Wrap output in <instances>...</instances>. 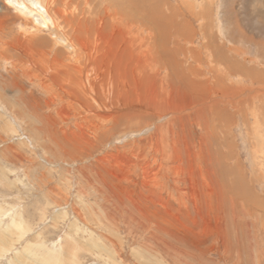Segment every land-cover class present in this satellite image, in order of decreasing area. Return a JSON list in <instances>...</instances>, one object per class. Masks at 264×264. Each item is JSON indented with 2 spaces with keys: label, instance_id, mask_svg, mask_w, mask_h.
<instances>
[{
  "label": "rangeland",
  "instance_id": "obj_1",
  "mask_svg": "<svg viewBox=\"0 0 264 264\" xmlns=\"http://www.w3.org/2000/svg\"><path fill=\"white\" fill-rule=\"evenodd\" d=\"M22 1L0 0V264H264V0H38L44 29Z\"/></svg>",
  "mask_w": 264,
  "mask_h": 264
},
{
  "label": "bare ground",
  "instance_id": "obj_2",
  "mask_svg": "<svg viewBox=\"0 0 264 264\" xmlns=\"http://www.w3.org/2000/svg\"><path fill=\"white\" fill-rule=\"evenodd\" d=\"M6 2L7 3H9V4H11V5H13L14 7H16L17 9H19V10H24V12H26L27 11V5L25 4V2L24 1H22V0H6ZM31 2V1H30ZM130 2H132L131 0H124L123 1V3L122 4H119L118 2H115L114 3V5L117 7V8H120V9H122L124 12H126V10H129L130 8H131V4H130ZM145 2V1H144ZM137 3V2H136ZM33 4H34V6H35V9H37L38 10V12L41 14V16H39L41 19H39V18H34L33 16V22H34V24L36 25H39V27L41 28V29H44V28H47L48 26H49V24H50V19L47 17V16H45V15H43L42 14V12H43V7L41 6V4L39 3V1L38 0H34V2H32L31 3V8H33ZM130 4V5H129ZM152 4V5H151ZM165 4V3H164ZM133 5V4H132ZM147 5V4H146ZM156 4H154V2H152V3H150L149 2V6H148V10L150 11V10H152V8H150V7H152V6H155ZM159 6V5H158ZM161 6V5H160ZM133 8H135L134 7V5L132 6ZM150 8V9H149ZM159 8H161V7H158L157 9L159 10ZM121 10V11H122ZM136 10L137 9H135V12H136ZM145 10V9H144ZM256 11V10H255ZM31 12V11H30ZM37 12V13H38ZM144 12V11H143ZM152 12H155V11H152ZM27 13H28V11H27ZM146 12H144V14H145ZM30 15H31V13H30ZM153 15V14H152ZM169 15V14H168ZM146 16V15H145ZM175 16H177L176 14H175ZM172 17V16H171ZM173 18V17H172ZM259 18H261L262 19V25H264V13L263 14H260V16H259ZM151 19V18H150ZM165 19V18H164ZM175 19V18H174ZM160 20V19H159ZM166 20H167V18H166ZM166 20H165V22H166ZM148 21V20H147ZM168 22V21H167ZM168 23H170V20H169V22ZM172 23V22H171ZM174 23V22H173ZM156 24V23H155ZM171 25V24H170ZM173 25V24H172ZM153 26V25H152ZM158 26V25H157ZM156 30H158V29H156ZM208 44H209V48H210V50H212L213 52L215 51V49H216V47H218V46H214V44H213V40L211 39V38H209V41H208ZM218 51V50H217ZM216 51V52H217ZM224 53H223V52ZM215 54V53H214ZM224 55H228V54H226L225 53V51L224 50H221V51H219V53L217 54V55H215V58L217 59V61L218 62H220L221 64H224L225 62H227V60H225L224 59ZM231 61V60H230ZM74 62V64L76 65L77 64V61L76 60H74L73 61ZM231 64L232 65H236L237 64V66H238V68L237 69H239V68H241V69H245V73L244 74H246V76L249 78V79H259V76H258V74H256L255 72H257V69L256 68H254L253 70H252V72H251V70H249L250 68H248L247 67V65L246 64H244L243 62L242 63H238V62H236V64H235V61L232 59V61H231ZM87 68V67H86ZM75 69L77 70V71H81L82 72V68L77 64L76 66H75ZM90 69H91V67H90ZM92 70H93V68H92ZM85 71H88V69L87 70H85ZM255 71V72H254ZM84 72V71H83ZM80 73V72H79ZM86 73V72H85ZM100 75V74H99ZM86 76V75H85ZM88 77V76H87ZM86 77V78H87ZM96 77V76H95ZM83 78V77H82ZM86 81H87V79H86ZM83 82H84V80H83ZM90 83V82H89ZM94 83V82H93ZM92 83V84H93ZM91 84V85H92ZM98 85H100V82L98 83ZM101 86V85H100ZM91 89H93V86L91 87ZM107 99V98H106ZM93 109V108H92ZM93 111V110H92ZM105 111V110H104ZM257 112L259 113V115H261V120H260V125H261V127L263 126L264 127V125H262L263 124V122H264V97H262V99L260 100V105L258 106V109H257ZM101 116V115H100ZM108 119V118H107ZM233 189H234V191H233V193L235 194V197L236 198H238V199H240L241 201H247V200H249V197H248V193H250V191L248 190V188H249V184L248 183H244V181H243V176L241 175V173H239V176H237V178L235 179V181L233 182ZM248 186V188H246ZM237 187V188H236ZM236 188V189H235ZM252 196H251V198H252V200L255 202V203H257V204H261L262 203V199H261V197L259 196V197H256V195L255 194H251ZM250 196V195H249ZM10 235V234H9ZM7 236V235H6ZM11 236V235H10ZM1 238V237H0ZM3 238V237H2ZM7 239V238H6ZM9 241V240H8ZM3 243H4V241H3ZM89 245V244H88ZM98 245V244H97ZM96 245V243H95V246L94 247H96L97 246ZM102 245V244H101ZM93 248V247H92ZM68 250V249H67ZM103 250H105V249H103ZM108 251V250H107ZM106 251V252H107ZM39 263L38 264H42L41 263V260L40 261H38ZM37 263V262H36Z\"/></svg>",
  "mask_w": 264,
  "mask_h": 264
},
{
  "label": "crops",
  "instance_id": "obj_3",
  "mask_svg": "<svg viewBox=\"0 0 264 264\" xmlns=\"http://www.w3.org/2000/svg\"><path fill=\"white\" fill-rule=\"evenodd\" d=\"M259 23H260V22H259ZM260 24H261V23H260ZM263 26H264V25H263ZM262 40L264 41V38H263ZM241 60H242V59H240V61H241ZM252 60H253V59L251 58L249 62H251ZM243 63H245V62H243ZM251 65H257V66H259V64H258V63L256 64L255 61H254V64L251 63ZM253 68H254V67H253ZM253 68H252V69H253Z\"/></svg>",
  "mask_w": 264,
  "mask_h": 264
}]
</instances>
